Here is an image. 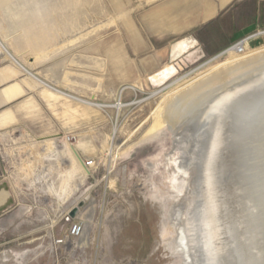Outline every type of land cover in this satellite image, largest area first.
Listing matches in <instances>:
<instances>
[{
  "label": "rangeland",
  "instance_id": "374dc122",
  "mask_svg": "<svg viewBox=\"0 0 264 264\" xmlns=\"http://www.w3.org/2000/svg\"><path fill=\"white\" fill-rule=\"evenodd\" d=\"M214 2L0 0V69L34 85L12 106L36 105L22 144L9 148L8 130L0 131V192L12 200L0 212V264H192L183 244L195 203L190 125L245 72L226 73V64L264 48L263 11L243 55L214 59L239 40L195 28L194 12ZM253 7L244 2L238 14L249 22ZM180 41L187 48L174 57ZM210 73L218 81L187 94ZM35 81L70 100H48ZM56 137L59 153L44 158L42 144Z\"/></svg>",
  "mask_w": 264,
  "mask_h": 264
},
{
  "label": "water",
  "instance_id": "95a60500",
  "mask_svg": "<svg viewBox=\"0 0 264 264\" xmlns=\"http://www.w3.org/2000/svg\"><path fill=\"white\" fill-rule=\"evenodd\" d=\"M247 74L249 72L242 74L240 79ZM215 78L216 75L213 78L208 77L200 83L204 84ZM234 83L235 81L232 85ZM239 86V98L234 96L230 97V101H224V105L227 104L226 111L222 113L213 111L212 101L199 111V116L190 125L191 132L188 141L196 147L193 201H196L197 207L201 205L199 206L200 211L197 212L198 215H195L194 212L191 217L188 213L187 226L190 228L187 232L189 240L191 238L192 264H209L207 256L210 246L204 240L202 218L204 222L209 223L213 220V211L219 212L221 215L224 214L225 188L228 184L236 185L233 189L234 192L231 191L234 203L231 211L241 212V214L235 215L231 230L239 234V238L245 233V240H248L249 243H247V255H245L246 263L264 264V90H262L264 86L258 83L252 84L250 87L254 88L252 87L253 89L250 90L247 89L249 84H240ZM225 108H222L221 111ZM225 124L226 126H224ZM222 127L224 131L221 135ZM219 137L222 139V143L226 142L227 146L230 145L231 150L216 157L213 148ZM221 161L224 163L221 164ZM214 169L221 171L218 176V179L222 180L219 191L217 189L213 191L211 172L215 171ZM212 201H214V205L211 204ZM216 205L218 206L217 211ZM5 208H1L0 212ZM222 219L226 220V217L223 215ZM219 221L214 223L216 225H209L208 232L212 233L211 236L216 233L215 230L227 227L226 222ZM234 246L233 264H245L244 256L240 249L238 250V243L235 242Z\"/></svg>",
  "mask_w": 264,
  "mask_h": 264
},
{
  "label": "bare ground",
  "instance_id": "6f19581e",
  "mask_svg": "<svg viewBox=\"0 0 264 264\" xmlns=\"http://www.w3.org/2000/svg\"><path fill=\"white\" fill-rule=\"evenodd\" d=\"M260 34V33H259ZM258 34V35H259ZM258 35L257 34H255V35H252V36H250V38L248 39V41L246 42V48H249L248 47V44H249V42H251L250 40L254 37H258ZM2 47V46H1ZM187 48V44H186V42L185 41H180V42H178L177 43V45H176V47H175V50H174V57H176V56H178L181 52H183L185 49ZM2 51H4L5 53H7V55H9V56H11L12 57V55H10V53H8V51L4 48V46L2 47V49H1ZM256 53V54H255ZM254 54H252V55H250L249 56V54H248V57H244V58H240V59H237V60H235L234 62H232V63H229L228 65L226 64V66L225 65H223V66H225L224 67V72H226V73H234V72H238V71H245L244 73H246V72H249V74H247V75H245L242 79H238V80H236V82L234 83V85H232V86H229V88L228 89H226L224 92H220V91H222V90H217V91H219L218 93V95H217V93H216V96H211L212 98L210 99V100H206V102L207 103H205V105H203V107L201 108V109H203L204 107H206L210 102H212L213 101V103H212V106L211 107H213V111H216V112H218V111H220V113H222V112H224V111H226V108H225V106L227 105V104H225L224 105V101H230V97L232 98V97H234V96H236L237 98H239L238 97V95H240V91H239V89L238 88H240V84H249V88H247V89H253L252 87H250V85H252V84H256V83H258V84H262V86H264V48H261V49H258V50H256V52H255ZM225 53H222V54H220L219 56H217V57H215L214 59H217L218 57H221V56H223ZM228 59L230 60V58L232 57L233 58V60H234V57H236V56H238L233 50H229L228 51ZM227 59V60H228ZM15 60V59H14ZM211 61H213V60H211ZM210 61V62H211ZM17 62V61H16ZM229 62V61H228ZM227 62V63H228ZM209 63V62H208ZM222 63V62H221ZM224 63V62H223ZM216 65H219V64H216ZM222 65V64H221ZM220 65V66H221ZM219 66V67H220ZM223 66L221 67V68H223ZM214 67V66H213ZM213 67H211V68H213ZM214 69V68H213ZM217 69H219V68H217ZM215 71V70H214ZM222 71V70H221ZM211 73H215V72H213V70H212V72ZM211 73H210V75H211ZM238 73H240V72H238ZM237 73V74H238ZM241 73H243V72H241ZM209 74V73H208ZM208 74H206V77H205V80H206V78H208ZM224 74V73H223ZM209 75V77H212L213 78V76L214 75H211L210 76ZM220 75V74H219ZM222 75V74H221ZM236 75V74H235ZM204 76V75H203ZM227 77H229V76H227ZM235 77V76H234ZM239 77V76H238ZM200 78V77H199ZM204 78V77H203ZM217 78H219V76H217ZM222 78V77H221ZM232 78V77H231ZM216 79V78H215ZM224 79V78H223ZM233 79V78H232ZM236 79V78H235ZM199 80V79H198ZM201 80V79H200ZM217 80V79H216ZM196 81V80H195ZM203 81V80H202ZM218 81V80H217ZM223 81H225V80H223ZM210 82V81H209ZM209 82H207V83H204V84H202V83H197L196 85H193V86H190L189 87V89L188 90H186L187 91V94L189 93V95H191L190 93H196V91L199 89V91L201 90V88L203 87V86H206ZM211 82H213V80L211 79ZM214 82H215V80H214ZM219 82H221V81H219ZM226 82V81H225ZM193 83V82H192ZM224 83V82H223ZM195 84V83H194ZM217 84V83H216ZM190 85H191V83H190ZM225 85H227L226 83H225ZM188 86V85H187ZM202 86V87H201ZM239 86V87H238ZM186 87V86H185ZM184 87V89H186ZM199 87H201V88H199ZM227 87V86H226ZM225 87V88H226ZM217 88V87H216ZM183 89V88H182ZM205 89V88H204ZM219 89V88H218ZM236 90V91H234V90ZM203 90V89H202ZM215 90V89H214ZM213 90V88L211 89V92L212 91H214ZM216 90L214 91V93H210L211 95H213V94H215V92H216ZM234 92H233V91ZM262 90H264V89H262ZM176 92L178 93V90H176ZM185 92V91H184ZM203 92V91H202ZM208 92H210L209 91V89H208ZM235 92H236V94H235ZM200 93V92H199ZM172 94H174V93H172ZM185 94L186 93H184V96H185ZM197 94V93H196ZM196 94H194L195 96H196ZM201 94H203V93H200V95ZM210 94H209V96H210ZM193 95V96H194ZM171 97H172V95H170ZM198 96V95H197ZM206 95H204V96H201V98L202 97H205ZM171 97H169V98H171ZM186 97V96H185ZM208 99L210 98V97H208V95L206 96ZM198 98V97H197ZM201 100H203V99H201ZM167 101V100H166ZM190 102V101H189ZM199 102H200V100H199ZM181 103V101H180V97H178L177 99L175 98V99H173V100H171L170 101V103L167 105L168 106V112H169V110H170V108H172V107H175V106H177V105H179ZM196 103V102H195ZM167 104V103H166ZM185 104H187V102L185 103ZM197 104H199V103H197ZM202 104H203V102H202ZM190 105V104H189ZM192 106V105H191ZM230 106V105H229ZM164 107V106H163ZM196 108H198V107H196ZM222 108H225V109H223V111H221V109ZM230 108H231V106H230ZM229 108V109H230ZM182 109V108H181ZM163 110L165 111V109L163 108ZM188 110V109H187ZM192 110V109H191ZM191 110H190V112H188V114L189 113H191ZM228 110V109H227ZM166 111H167V109H166ZM162 112V111H161ZM184 112V111H183ZM182 112V113H183ZM192 112H194L193 110H192ZM167 113V112H166ZM165 113V114H166ZM163 114H164V112H163ZM186 114V113H185ZM187 115V114H186ZM191 115V114H190ZM189 115V116H190ZM199 115V114H198ZM198 115H196V116H198ZM194 116V115H193ZM172 118V117H171ZM173 118H175V117H173ZM173 118H172V120H171V123H172V121H173ZM161 119V118H160ZM163 119V118H162ZM196 119V118H195ZM156 120V119H155ZM180 120V119H179ZM179 120H177V118H176V120L175 121H178L179 122ZM182 120V119H181ZM184 120V119H183ZM161 121V120H160ZM163 121H165V120H163ZM166 122V121H165ZM174 122V121H173ZM187 122V121H186ZM192 122H194V121H192ZM154 123H155V121H154ZM156 123H157V121H156ZM161 123H164V122H162L161 121ZM176 123V122H175ZM164 124H166V123H164ZM179 124V123H178ZM190 124V123H189ZM157 125V124H156ZM164 125H162L161 127H163ZM168 126H169V124H168ZM224 126H226V124L224 125ZM156 127V129H157V126H155ZM172 127V126H171ZM179 127V126H178ZM170 128V127H169ZM179 128H181V127H179ZM158 129H159V126H158ZM151 130V129H150ZM153 131H156V130H154V129H152ZM175 130H177V129H175ZM179 130V129H178ZM221 131H220V133H221V135L223 134V132L222 131H224V129H223V127H222V129H220ZM151 132V131H150ZM177 132V131H176ZM230 133V132H229ZM231 134V133H230ZM221 137V136H220ZM219 137V138H220ZM218 138V142H217V144H216V146L213 148V153L215 154V156L216 157H220V154H222V155H224L223 153L225 152H229V150H231L230 149V145H228L227 146V143L226 142H224V143H222V139L220 138L219 139ZM53 145V144H52ZM68 149V148H67ZM178 149V148H177ZM181 153V152H180ZM70 155H71V153H70ZM232 155V153L230 154V156ZM193 156H195V155H193ZM195 162V161H194ZM224 163V161H221V164H223ZM222 167H223V165H221ZM215 171H212L211 172V182H212V184H213V188H214V190L213 191H215V189H217V191H219V188L221 189V184H222V180H220V179H218V176L220 175L219 174V169L217 170V169H214ZM221 172V171H220ZM217 187V188H216ZM236 187V185L234 186V185H229L228 184V186H227V188H225V190H226V192H225V195H226V197H225V212H224V216L226 217V220L225 219H222V217H223V215H221L219 212H214L213 211V220H211V222H207V221H205L204 222V220H203V218H202V224H203V230H204V232H203V234H204V240H205V242L208 244V246H210V248L208 249V250H210L209 251V255L207 256L208 257V263L209 264H233V259H234V257H233V254H234V252H235V246H234V243L236 242V244L238 243V250L240 249V251H241V253H242V255L244 256V261H245V255H247V248H248V246H247V243H248V240H245V233L244 234H242V236H241V238H239V234H236L235 233V231H232L231 230V226H233V224H232V222L233 221H235L234 219V217H235V215L236 214H241V212L239 213H236V212H232L231 211V208L233 207V205H234V203L232 202L233 201V197H232V193H231V191H233L234 192V188ZM5 191V190H4ZM228 191V192H227ZM11 199L10 198H8V195L7 194H5V192H0V209L1 208H4V207H6L7 205H9L10 203H11ZM211 204L212 205H214V201H212L211 202ZM199 206H201V205H198V207H197V203H196V201H195V203H194V207L193 208H191V217H192V215H194V212L196 213L195 215H198L197 214V212L198 211H200V207ZM198 208V209H197ZM217 208H218V206L216 205V211H217ZM228 209V210H227ZM194 210H196V211H194ZM187 211V210H186ZM221 212V211H220ZM189 220H191V219H189ZM218 220H220L219 222H222V221H224V222H226L227 223V227L225 226V228H220V229H218V230H215L216 231V233L214 234V235H212L211 236V234L212 233H210V232H208V229H209V225L211 224H213V225H216V224H214V223H217V221ZM244 222H245V220H244ZM235 222H234V226H235ZM246 227H247V224L245 225ZM190 227L188 226L187 227V229H189ZM186 229V230H187ZM210 230V229H209ZM247 230V229H246ZM239 233V232H238ZM236 237V241L234 240V238ZM183 241H184V246H185V249L187 250V251H185L184 252V256H185V258H188V259H190L191 258V249H192V245H190V240H191V238H190V240H189V234H188V232H186L185 233V237L183 236ZM221 238V239H220ZM202 239H203V237H202ZM213 239H214V242H213ZM218 239V240H217ZM238 239V240H237ZM222 240V241H221ZM218 241H220V243H218ZM211 243H212V245H211ZM249 244V243H248ZM191 260V259H190ZM245 264H247L246 263V261L244 262Z\"/></svg>",
  "mask_w": 264,
  "mask_h": 264
},
{
  "label": "crops",
  "instance_id": "0c3cea01",
  "mask_svg": "<svg viewBox=\"0 0 264 264\" xmlns=\"http://www.w3.org/2000/svg\"><path fill=\"white\" fill-rule=\"evenodd\" d=\"M251 1L254 4L252 10V19L249 22H246V19L238 14V6L244 2ZM234 4L233 9H228ZM228 10L226 15L222 14L224 11ZM264 11V0H215L214 3H204V5L199 8V10L195 11L192 17H195V21L200 20L202 23L197 25L195 28L199 30H207L212 29L213 26L219 27L223 33V43H229L231 39H241L245 37L247 33L254 29L256 25V21L259 20L261 14ZM218 18V19H217ZM256 20V21H255ZM215 21V22H214ZM221 33V32H220ZM260 33V32H259ZM257 33V35L259 34ZM255 35V34H254ZM252 36V35H251ZM219 56V55H218ZM18 72L12 67H4L0 69V131L8 130V147L13 148L15 146H19L22 144L21 138L23 135V127L29 124L28 114H35L36 105L33 102V99H27L22 101L16 107L12 105L16 103L19 99L22 98V94L27 91V84L29 87L34 88L32 82L29 81H19L17 80ZM34 83H38L43 86V90L41 91L44 94V97L48 100L50 98H64L59 95L51 86H46L38 81ZM51 102V100H50ZM25 111V112H23ZM59 134H54V136H58ZM60 137L48 139L44 141L42 144V152L40 151V155H43L44 158L50 159L51 155H54V151H57V144ZM53 144V145H52ZM65 145L63 152L69 158L68 168L72 167L71 160L74 162V158L72 154L70 155V150ZM48 149L50 151V156H45V151ZM53 149H55L53 151ZM54 157V156H53ZM55 160H60V158H56ZM58 199H60V195H58Z\"/></svg>",
  "mask_w": 264,
  "mask_h": 264
},
{
  "label": "built area",
  "instance_id": "2783aa9c",
  "mask_svg": "<svg viewBox=\"0 0 264 264\" xmlns=\"http://www.w3.org/2000/svg\"><path fill=\"white\" fill-rule=\"evenodd\" d=\"M250 36L251 35L239 39L235 44H233L232 46L225 49L222 52V53H225L223 56H228L227 53L229 50H233L238 56L243 55L247 49L246 48V42L248 41ZM71 140H72L71 137L67 138V141L71 142ZM85 165H86V167H92L93 163L91 161H88L85 163ZM82 233H83V229H82V226L80 224L76 223L71 227L72 238L78 239L79 237H81Z\"/></svg>",
  "mask_w": 264,
  "mask_h": 264
}]
</instances>
